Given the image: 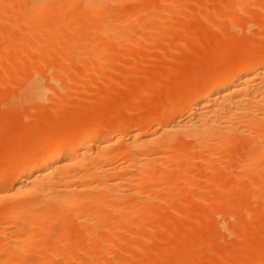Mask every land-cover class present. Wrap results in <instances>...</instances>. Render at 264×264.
Returning a JSON list of instances; mask_svg holds the SVG:
<instances>
[{"label":"bare ground","instance_id":"1","mask_svg":"<svg viewBox=\"0 0 264 264\" xmlns=\"http://www.w3.org/2000/svg\"><path fill=\"white\" fill-rule=\"evenodd\" d=\"M230 1L235 2V0H230ZM0 2L3 4L2 10H0V24L8 26L9 28L12 29V31L17 30L19 31V33H21V36L19 38L15 39L14 37V39H12L13 46L16 47L21 53V55L19 54V56L23 57L24 54L28 55V53L31 52H33L31 56L34 55V52L39 56V54L41 53L40 58L38 57L37 59L35 55V60L34 61L31 60L32 62L29 60L31 59V57H28L27 63L26 62L25 63L28 64V61H30L31 63L29 62L28 65H24V66H23L24 61H21L22 58L20 57V59L17 60V62L22 63L21 65L23 66L21 67L22 69L18 68L20 71L17 69V67H15L17 64L19 66V63L15 65L13 63L15 61L12 58L11 64H13V66L11 64L10 65L12 67L11 72L13 74L6 73L7 75L5 79L10 78V74L13 76L15 73L13 71L16 70L17 73H15V75L17 74L16 76L19 75V77H22V79H19L18 77V79L21 80L20 81L21 84L20 86L18 85L17 88L18 90L16 89L17 90L16 93L14 94L12 93L14 91H11V94H13V96L11 97L8 96L10 91L4 89L5 90L4 92V90H2V88H4V86L7 84V82H5L2 79V76H0L2 79L1 82L2 81L5 82L4 85L0 83V85H2V87L0 86V90L3 91V93L2 91H0L1 93L0 100L4 97L3 96L4 93L7 99L6 100L4 97L3 100H5L6 102L0 101V104L4 103L5 107L7 105L6 108L8 107L12 109L14 108L12 114L17 112L16 116L12 114L11 116L8 115L9 118H11L9 120V118H6L7 116L6 114L7 112L8 114H10L11 109L8 108L9 111L8 109L7 111H5L6 109L5 110L3 109L2 110L3 113L6 112V114L4 113L5 114L4 115L3 113H0V122H1L0 128H2L1 130L4 131L3 132L4 135L7 134L6 136L9 135L8 133L5 132L7 126H9V128L7 129L9 132L14 131L13 133H15V129L16 130L18 129L17 133L19 130H22L21 132L24 133L25 130L24 135H26V137L22 136L23 138L25 137L23 139L21 137L22 133L21 132H20L21 134L18 133L20 135L19 136L20 138H16V139L17 140L21 139V140L20 141L18 140L17 144L15 145L12 143H16V142H13L12 140H15L14 135L16 133L11 134L12 136L10 135L8 136V138L6 137V139L4 138V136L3 138L1 137L2 131L0 134V138H2L3 141L10 140V138L14 137L11 140V143L10 141L9 142L2 141V143L7 144L6 145L7 149L8 147L11 148L12 146H13L12 148L14 149L18 148V151L14 150L15 152L12 150L13 153L11 150H10L11 153L9 151V154L5 152L6 156L8 154V156L5 159L3 153L5 147L4 145H0L4 149L3 151H1L0 149L1 151L0 159L2 158L0 162H2L3 159H5V161L3 160V162L1 163L3 166H1L0 164L1 166L0 169L3 167L1 170L5 168L3 170V173H0V262L2 263L5 262L9 264H20L24 258L27 259V256L25 257V255L28 254V251L29 253L30 251L31 252L38 251L40 253L42 251L43 253L41 255L37 254L39 255V257L42 256L40 257L41 263L38 264H43V263L45 264L46 259L48 260L49 256L58 253L57 251L62 245L67 247V252H68L69 250L73 249L71 246L73 245L74 247L75 246L74 244H76V242L79 240L82 239L84 240V241L82 240L83 242L82 241L78 242V243L81 242L80 245L81 244L84 245L86 242L92 243L93 240L90 241V239L94 237L97 234V231L100 229L102 230L107 229L111 231L112 229L115 230L117 228H120L117 230H121L122 227L125 226L126 228L128 227L127 225L131 223L130 219L132 220L134 219L131 217L133 216L135 217L136 214H137L136 216H138V214L140 213H141L140 216L142 215V213H146V214L149 213L148 215L152 214L153 212L150 211H153L152 208L153 207L155 208L157 206L155 202L159 200L161 195H163L164 190H166V188L168 187L169 183L172 180L177 179L178 181L179 180L182 181L186 177H190L189 176L190 168L188 167L189 168L188 169L186 164V160H188V156L186 157L185 154L184 156L182 152L178 150L187 151L188 149H192L195 152H197V154H195L196 157L194 156V159L199 160L201 163H204L205 166L204 168L207 171L209 170L206 168L207 166H213L212 169L213 172L212 170H210L211 174L208 175L210 176V179L218 180L219 184L218 185L210 184L207 188V190L214 192V193L210 192L209 199L206 200L207 202H209L208 207L210 208V209L207 208V210H212L211 208L214 205L212 211L217 212L218 211L217 207H219L220 205L216 206L215 204H220L222 201H224L225 198L228 199V197L230 196L233 197L235 201L236 197H234V194L236 192H239V188L240 189L242 188V191H246L244 194H247L248 191V195L246 196L243 195L242 193L241 196L240 195L241 190H240L239 192L240 194H237V196L240 195L239 198H237L238 200L236 199L237 204L243 203L245 201H246L245 204H248V202H250V199H248L247 197L251 195L249 194V191L256 190L255 192L256 194L255 197H257L256 199L253 198L254 197L253 195H255L254 192H251L253 194L251 196L253 198V201H251L250 203L253 202L254 204V202H256L255 200H258L257 207L256 204H254L255 206L252 204L253 205L251 206L253 207L252 211L254 212L262 211L261 209L264 208L261 207L263 206L262 204H264V197H263L264 196V42H263L264 39L262 37L264 36H262L261 39L260 38L261 35L259 34H264L262 33L263 31H260L263 30L264 28L259 29L260 32H258V36L261 40L256 39L259 42L256 41V43H254L255 42L253 41L254 39H252L253 42L252 41L250 42L249 40L251 39H248L250 43L243 40L244 42H246L245 44L244 42H238L239 38L236 37L237 39L236 40L234 33L226 30L227 31L226 35L228 36L231 33L230 35L231 37L225 36L224 40H226L227 38L226 40L227 44L228 42H230L229 44H233V43L236 44L237 42L240 43V45L237 43L238 45L236 46H239L238 47L239 49L236 50H238L237 54L239 52L238 57L241 56V58L237 57L235 63L234 60H232L233 62L231 63L233 64L228 63L230 66L227 64L228 65L227 68L224 69L220 68V70L219 68L215 67L216 62L213 63V65L211 64L212 67L207 72H205L203 75L199 74L198 76H196L197 79L195 80L196 81L195 85H192L193 86L192 89H189V91L187 92L184 91L185 93L182 91L181 92L179 91L180 93L179 92L176 93L177 95H175V99H177L178 101L179 98L180 100L178 101L177 105L175 104L176 100H174L173 105L177 107L174 108L170 106L171 109L166 108L163 114L156 112V114H154L151 118L146 119L145 122H143L144 124L142 123V126L140 125V127H137L138 121L136 122L135 121L136 119L132 120V117L130 119V115H132L133 113L129 114L128 115L129 119H127V121L132 120L133 122H135L134 124L137 125L136 126L132 125L131 126L132 129L130 127V130L126 129L129 131L125 134H122L125 129L123 127L124 123L119 124L118 122V124L114 125L115 127L113 129L111 128V130L110 129L107 130V127H105L106 129H104L103 127L104 123H102V121L104 120L101 121L102 118L100 119V117L98 118L96 115H94L97 118L95 117L96 118L95 119L92 116L93 117L92 119L91 117V121L93 122L92 129L91 130L83 129L77 131L79 133L78 137L74 139L72 138L73 128L77 130L78 129L76 128L77 125H75L74 123L73 126H69L68 123L67 126H63V125L59 126L61 127L60 129H62V127L63 128L66 127L64 128V130H60V132L62 131L63 132L59 134L60 132H57V130L59 129H55L58 128L57 126L59 124H56L55 120L57 121V118L53 113H56L57 112L56 110L61 108V112L64 113V115H66L65 118L68 117L67 119H71L72 117L75 118V116H79V113L85 111L84 110L85 108L87 110L88 109L87 106L81 107L82 109L79 110L82 111L79 112L78 110L77 112L79 113L74 115L72 114L75 113L76 111L71 112L68 111V109L66 108L65 111L64 110L65 105L63 107L64 112L62 111V107H59L58 105L57 107L53 106L56 108V110H54L56 112L52 111V114L51 112L45 113L49 116L44 117V112L46 111L43 112L44 110L43 107L46 106L43 104H45V101L48 99L47 98L48 90L50 88H55L58 82H60V80L64 78V75L66 79L67 78L70 79V76L67 73L70 74L71 71L69 70L70 69L69 67H71L72 65L68 67L69 69L66 66L67 64L70 65L69 59H71L69 58L70 57L69 56L68 57L69 62L66 64L67 61H64L67 58L65 54L66 55L68 54L66 53V51L67 52L69 51V53L70 52L74 53L75 51L79 53L82 50L87 51V48L89 49L93 45L91 44V40L94 39L96 40V42L94 41L93 49L103 48L104 51L107 50V52L105 51L106 53L105 56L107 59L109 58L111 60L113 59L116 60V58H113L115 54L114 53L115 46L121 44L122 45L121 47L125 49L126 46H128L129 48V45H134V46L138 45L137 42L138 39L140 38L139 36L140 34L136 35L137 37L136 39L130 40L127 37V33L132 32L129 31V27L135 23H139V26H143L140 27L142 28V30L143 28L144 30L146 29L147 31L148 29H152V27L149 28V26L146 24L148 21L150 22L148 16L151 15L150 14L151 6L155 3L159 4L156 6H160L163 3L164 4L167 3L166 6L169 7L170 10L173 7L174 1L173 0H0ZM129 2L136 3V5L131 8H128V10L124 12L125 11L124 9L126 7L125 5H127L126 3ZM234 2L233 3L231 2V4L232 5L234 4L235 6V7L233 6L234 10L239 11L240 9L243 10L246 7V6L244 7V4L246 5L247 4L246 2H248V0H236V3ZM128 5L131 6L130 4ZM123 6L125 7L122 9ZM118 9H122V11L119 10L121 11L119 13ZM213 9L214 8H212V10ZM153 10H155V7ZM158 11H157L158 12L157 16L154 18L158 20L160 18L159 21H162L161 16L163 15L162 18L164 19L165 11L163 10L162 12L161 10ZM213 11H215L214 13H216L215 9ZM213 11L209 13L207 12L208 16H213L214 15L212 14ZM171 12L167 11L166 14H169ZM161 13L164 14L161 15ZM157 27L159 28V26H156L155 28H153L154 29L153 31L151 30L150 31L153 32L154 34V31ZM6 28L7 27H5L4 29ZM44 32L45 33L48 32L47 39H43L45 34ZM12 33L13 32H11V34ZM158 33H161V31L159 32L157 31L155 35H159ZM232 34L234 36H232ZM12 35L14 36V34ZM80 36L82 37L85 36L88 37L89 39L91 38L90 43H88L89 41L88 38H86L87 41L79 40L81 39ZM40 37L42 39L39 41ZM11 38H9V36L7 37V39H11ZM4 39L2 38L0 40L1 44ZM43 40H45L46 43L43 42ZM105 40H110V41L105 42ZM232 40L233 42H231ZM7 41H5L7 45L4 44V46H8L9 44L11 45V41L9 44L7 43ZM225 42L221 45L222 47L226 44ZM104 43H107V45L106 44L104 45ZM185 43H183L182 47L185 45ZM241 45L243 46L245 45L244 48ZM219 47L220 46L218 45L216 50ZM3 49L5 52H7L5 48H2V50ZM93 49L90 48L89 50L93 51ZM221 49L222 48L220 47L219 49L220 53L225 50V49L222 50ZM18 50L15 51L17 52ZM4 51L2 52V54L5 53ZM11 51L13 50L11 49ZM57 51L60 52L61 54H59ZM61 51H63L65 54L62 53ZM127 51L128 50H125V52ZM212 51L213 50H211L210 54L213 53ZM54 52L55 53L57 52L58 56ZM224 52H222L221 54H223ZM50 53H54L59 60L62 58L63 56L62 54H64V57L62 58L63 60L61 59L62 60V61L60 60L61 62L59 60L58 61L56 60L53 61L52 63L50 62L52 61L51 59L48 60L50 63L47 64L48 61L44 63L43 61L45 60L43 61L41 60L43 59L41 58L43 57L41 55L46 56V55H50ZM92 53L94 54V51ZM92 53H89V55H91ZM110 53H114L111 54L112 55L111 58L109 55ZM120 53L118 54L123 55L122 54L123 52ZM4 55L7 56L6 54ZM94 55H97V52ZM119 55L117 56L116 53L115 57H119ZM76 56L77 58H79L78 55ZM102 56L100 55V57ZM3 58L5 59V57ZM32 58L34 59V56ZM106 58H103L100 61L106 63L107 61ZM90 59L92 60V58ZM80 60H81V56H80ZM86 60L88 61V58H86ZM73 61H74V57H73ZM90 62L93 63L94 61H90ZM114 62L115 61L111 63ZM82 64L83 61H81V65L80 64L79 65L82 66ZM84 64L87 65L88 63L84 62ZM114 65H116V63ZM87 66H92V65L89 63ZM94 67L96 66L94 65ZM42 68L47 69L45 75H42L38 72V69L40 71L42 70ZM53 70L55 71L54 74H49V73H53ZM75 72L76 71L74 70L70 75H72L73 73L77 74ZM89 72L90 71H88L87 73ZM74 74L72 76H74ZM89 75H91V73ZM85 76L86 78L90 77V76L87 77V75ZM92 77L93 75L90 78ZM66 79L65 81H68ZM152 79L153 78H151L149 82L145 81L147 82V84L145 85H150L152 81L155 80ZM62 80L60 83L64 82ZM158 81L156 80L154 82L159 83ZM60 83L58 85H60ZM65 83L64 85H66ZM152 86L150 87L146 86L144 88L150 89ZM60 88L62 89V87ZM143 90L145 91V89ZM66 91H68V89ZM152 91L148 92L151 94V95L149 94L151 98H152V94L156 93ZM164 91L165 92H161V94L167 92V90ZM175 91L177 90L175 89ZM63 94L64 93H62L61 95ZM179 94L181 95V97ZM56 102L57 101L54 102L55 105L60 103V101L58 103ZM121 103L124 104L126 102H121V101L120 103L118 102L119 105H121ZM61 104H63L62 101ZM118 104L116 103L115 106L119 109ZM41 105H43L42 108H40ZM0 107L5 108L4 105L3 106L0 105ZM19 107L20 108L23 107L25 109L23 110L22 108L20 109ZM33 107L40 108V109L37 108L38 118H36L37 116L33 117L34 114H32L33 115L32 117L35 120L36 119H38V121L40 119L46 120L43 121L45 124L48 123V125L51 124L53 125L54 123H52V120L55 119L53 122H55L56 124L55 126L51 125L52 131L50 132L49 131L50 128L46 127L44 123L43 124L44 127H46V129L43 128V126H41L42 120H40L41 122L39 121L41 125L38 124L39 122L35 121L32 117L31 118L34 120V122L31 121V125H28L30 121L28 123L25 122L24 124L26 126L27 125L31 126V131L33 130L32 129L33 126L37 127L34 128L35 135L33 134L35 136L34 139L38 138L37 140H33L34 136L30 137L27 134L30 131L29 129L30 127L28 128L26 127V129L23 128L24 124L22 123L24 121L23 122L21 121L22 123L17 122V120H19L18 116L22 115L23 111L26 112L27 109H28L27 111H29L31 108L33 109ZM50 107L49 110L51 109ZM16 109L17 110L20 109V111L21 110L23 111L21 112L19 111L20 112L19 115V112ZM32 109L31 111L33 112L35 111L34 113L37 112L36 109L35 110ZM45 109L48 108L45 107ZM89 109L91 110V108ZM89 109L86 111V114L82 113L84 117L85 115L88 116L87 113L90 112ZM41 111L42 113H40L41 115L40 116L39 112ZM70 113L72 115L71 118L69 117ZM1 114H3L6 120L7 119L9 120L10 124L15 122L14 118H17L16 123L10 125L5 121V118L1 116ZM57 114L59 113L57 112ZM91 114H93L92 111ZM132 116H134V114ZM47 117H49L51 120H49ZM1 118L4 120H1ZM59 119L62 120L63 117H60ZM11 120L14 122H12ZM2 121H5L6 124H4ZM64 121L65 122L63 123L67 124L68 120L66 121L65 119ZM71 122L73 121L71 120L70 123ZM17 123H20L19 124L20 127L21 125H23L22 129H20ZM2 124L5 125V126L3 125L4 128L6 127L5 129L2 127ZM154 124H157L156 130L149 131L146 129V127L147 128L151 127ZM14 125L18 126L19 128L15 127L14 129L13 127ZM10 126L12 127L13 130L11 129ZM41 128L43 129V131H46L45 132L46 134L41 130ZM143 128H145V130L147 131L142 130ZM40 130L41 132H43L42 135ZM47 131H49L50 133ZM121 131H122L121 135H118ZM36 132L40 133L39 137L36 135L37 134ZM16 137H18V135ZM27 137L32 139L28 140ZM22 140L23 141L25 140V142L26 141L27 142L21 143ZM30 141L33 142V144L27 146L29 143H31ZM18 142H20V144L23 146H20ZM10 144L12 145L10 146ZM228 144H241V145L243 144L242 145V147H244V149H242L243 158L241 161L243 163L238 167V169L240 173L242 172L241 174H243L244 172H245L244 174H247L246 172L250 170L249 172H252L250 174L254 175V176L250 175L251 180L249 179L250 183L247 181L249 183L248 185L246 183L247 188L246 185H243L245 186L246 190L245 189L243 190L242 185H239V187L238 185L237 187L234 186L237 182L241 181L242 178L237 179L238 175L240 174H236L235 176V174L230 172L227 173L226 171L225 174L224 175L221 174L220 177L219 174L217 173V170L219 171L218 167H223L224 165L221 162L222 157L220 158L221 154L224 155L223 154L224 151H222V148H224L225 145ZM19 147L22 148L25 147V148L19 149ZM10 157L12 158V160H9L10 161L9 163L7 159H10ZM225 160L226 159H224V161ZM247 176L245 177L244 175L245 178L244 177L243 178L248 179L249 174ZM219 179L221 180V182H219ZM157 185L159 187L155 189ZM191 187L192 186H190L189 189H191ZM233 187L238 188V191L236 189L235 193H233L232 196V192L234 191ZM181 189H184L185 191V188H181ZM180 192L183 193V191ZM243 196L248 201L247 200L244 201ZM258 196H261L262 199H260L261 197H259V199L260 201H263V203L261 202L262 204L260 206L261 207L260 209L258 208L260 205ZM228 201L229 200H227V204ZM250 203L248 204L249 206L251 205ZM184 204H183L184 207L185 206L189 207V208L186 207V210L188 209L187 211L193 210L192 206H191L192 210H189L190 205L192 203L191 204L188 203L186 205ZM245 204L243 207L238 204L235 210L237 211L238 206H240L242 210L244 209L246 210L248 206H246ZM231 205H233V210L230 209L229 207L230 205H229L228 206L229 208H226L228 209V211L226 210L227 213L230 212V210H232V212L234 211L235 208L234 206H236V204H231ZM97 207H101L102 209L99 211V209L98 210L96 209ZM214 207L216 210L214 209ZM251 207H248L247 210H249ZM241 209L239 208L238 211H240ZM204 211L205 212H200V215L202 213H205L206 215L205 214L203 215H205L206 217L209 216L210 214H211L210 216L214 215L212 214L213 212L211 213V211L210 212L209 211L207 212L206 210ZM103 214L107 215L106 217H108V219L104 220V222L102 221L100 222L99 217L100 215L103 216ZM144 216L146 217L145 214ZM205 216H202L203 218L201 217L202 219L200 220H199L200 216L197 219L195 218L193 220V222H196L195 223L196 226L199 221L201 220L203 221V219L206 218ZM173 217L174 215L168 216V219L167 218L165 219V221L167 220V223L166 222L163 223L162 221L163 225L165 223L167 224V226L164 225L165 228L169 226L170 228H175V226L179 227L177 226L178 225L177 222L173 223V221H175ZM209 217H207L206 220H208L210 223L207 221L204 222H206L207 226L209 223V227H210V225H212L211 222L214 224L212 220L214 217L212 219H210L211 217L210 218ZM141 218L140 221L144 222V225H146V227L153 225V224H149V222L152 221L150 218H148L147 222L145 221V218L143 216H141ZM137 221L139 222L138 218ZM202 221L199 223H202ZM204 222L203 225L201 226L207 227L204 225ZM41 223L42 225L45 223L44 225L47 226L58 225V229L56 230L54 228L56 232H54L53 234L43 235L41 233L43 231ZM73 223L79 224V226H81L80 227V229L82 228L81 232L79 229L78 230L76 229L78 233L72 230L71 225ZM136 223L134 225L132 224L133 227H135ZM139 224L143 226V223L140 222ZM139 224L137 223V226ZM185 224L183 225L181 224V225L184 226ZM187 225L188 224H186L185 226ZM47 226L44 228H48ZM76 227H78V225ZM216 231L217 230H214V233H217L219 230L217 232ZM100 232L101 231H98L97 238ZM112 232L113 230L111 231V233ZM107 233L110 232L108 231ZM213 234H211L212 240L215 237ZM108 235L106 238H108ZM101 237L103 236L101 235ZM101 237L99 238L101 239V241L105 240L102 239ZM211 237L205 239L210 240ZM97 238H94L95 243L99 240ZM217 238L218 237L216 236V239ZM91 243H87V246L88 244ZM78 246L79 244L76 245L75 247ZM87 246L85 244L83 247L86 248ZM61 248L59 250H63V247ZM81 248L82 247H80V249ZM65 251L66 250L64 249L63 252L62 251L60 252L64 253ZM69 252L66 254L69 255ZM31 254L33 253H30V255ZM48 261H50V258ZM245 264H264V255H258L256 260L252 262H246Z\"/></svg>","mask_w":264,"mask_h":264},{"label":"rangeland","instance_id":"2","mask_svg":"<svg viewBox=\"0 0 264 264\" xmlns=\"http://www.w3.org/2000/svg\"><path fill=\"white\" fill-rule=\"evenodd\" d=\"M173 1H174V4H173L174 8L172 7L173 9L171 8L170 10H169V7L166 6L167 3H165V4L163 3L160 6H156L159 4L155 3L151 6V10H150L151 15L148 16L150 22L147 20L148 22L146 23L149 26V28L152 27V29H148L149 32L146 29L144 30V28L142 30V28H140V27H143V26H139V23L134 22L135 24H133L129 27V31L133 32V33L132 32L127 33V37L130 40L136 39L137 38L136 35L140 34L139 35L140 38L138 39V42H137L138 45L137 44H135L137 46L129 45V48H128V46H126L125 49L121 47L122 46L121 44L118 46H115V48H114L115 54L110 53L109 55L111 58L112 57L111 54H114L113 58H116V60L118 62L115 59L111 60L109 58L108 59L106 58L105 51L107 52V50L104 51L103 48H99V49L95 48L96 50L93 49L94 41L96 42V40H94V39L91 40V38L89 39L88 37H85V36H83V37L80 36L81 39H79V40H86V38H88V40H89L88 43H90V40H91V44H93V45L90 48L93 49L94 54H96V52H97V55H94L92 53L93 51L89 50L90 48L89 49L87 48V51L82 50L79 53H77L76 51L74 53L70 52L72 54H70L69 51L68 52L66 51V53H68L67 55L63 51H61L62 53L65 54V56H67V58H66L67 60L66 59L64 60V61H67L66 64L70 60V62H69L70 65L69 64L66 65L64 63L67 66V68L72 65L71 67H69L70 69L68 68L71 71L70 74L74 70L76 71L75 73H77V74L73 73L74 76H72L73 74L70 75L69 73H67L70 76V79L69 78L66 79L65 75H64V78H62L64 80L61 79L64 82L60 83L61 80H60V82H58V84L60 83L61 86L57 84L55 86V88H50L48 90V93H47L48 99L45 101V104H43L46 106L43 107L44 110L42 109L43 112L46 111V112H44V117L49 116V115L45 114L47 112H51V114H52V111L56 110L55 107H57V105L59 107H62L63 112H64L65 108L68 109V111H71V112L76 111L77 112L79 109H82L81 107H85V106H87L88 109L91 108V110L89 109L90 112L87 113L88 116L85 115V117H84V115H82V113L86 114V111L88 109L86 110V108L85 109L83 108L85 111H83L82 113H79L80 111H82V110H79V112H77V113L75 112L72 114V115H74V114L79 113V116H75V118H74V117H72V115L70 113L69 117L70 118L72 117L73 119L72 118L67 119L68 117L65 118L66 115H64V113L61 112V108L58 107L59 109L57 108L58 110H56V111L60 115L57 114L56 111H54L56 113H53L56 116L58 123L55 119L52 118L53 119L52 123H54L53 124L54 126L56 124H59L57 126L58 128L53 127L55 129H59V130H57V132H60V130H64V128H66V127H64V128L62 127V129H60L61 127H59V126H62V125L67 126L68 123H69V126H73V124L75 123V125H77L76 128H78V129L76 130L75 128H73L72 138L76 139V137H78V134H79L77 131H80L83 129L84 130H91L92 129L93 122L91 121V117L93 116L95 118L97 116L98 118L100 117V119L102 118L101 121L104 120V121H102V123H104V125H106V126L103 125V127H104V129H106L105 127H107V130L108 129L111 130V128L113 129L115 127L114 125L118 124V122H119V124L124 123V125H123V127L125 128L124 132L122 133V131H121L118 135H121V133L125 134L130 130V127L132 125L133 126L137 125V124H134L135 122H133L132 120L136 119L135 121L136 122L138 121L137 127H140V125L142 126V123L145 122L146 119L151 118L154 114H156V112L163 114L165 112L166 108L171 109V107H174V108L177 107V106L173 105V102H174V100H176L175 104L177 105L178 101L180 100L178 98L180 94L178 95V97H176V98H178V101H177V99H175V95H177L176 93H178L179 91L180 92L181 91L187 92V91H189V89H192L193 88L192 85H195V82H196L195 80L197 79L196 76H198L199 74L203 75L205 72H207L212 67L211 64L213 65V63L216 62L215 67L219 68V70H220V68L224 69V68H227L229 64H233V63H231V62H233L232 60H234V63H235V60H237V57L239 54V52L237 54L238 50H236V49H239L238 48L239 46H236L238 44L240 45V43H238V42H244V41H246V42L250 41L251 42L252 39H254L253 41H255L254 43H256V41L261 40L262 38L264 39V37H262V36H264V34H259V35H261L260 38L262 37L261 39L258 36V32L263 31L262 33H264V29H263L264 24H261V23H264V0H248V2H246L247 4L246 5L244 4V7L245 6L246 7L244 9L242 8L243 10L240 9L241 11L240 10L235 11L234 10V7H235L234 4L233 5L231 4V2L233 3L234 1H230V0H173ZM131 2L126 3L127 4V5H125L126 7L125 6L122 7V9L125 7L124 12H126V10H128V8H131V7L136 5V3H131ZM234 3H236V0ZM128 4H130L131 6H129ZM198 5H200V6H198ZM2 7H3V4L0 2V10H2ZM154 7H155L156 11L153 10ZM161 7H162V9H161ZM118 8H120V7H118ZM212 8H214L216 10V13H214L215 11H213L214 9L212 10ZM122 9H118V11L119 10L122 11ZM158 10H161V12H162V10L165 11L164 12L165 14L167 11H169V12L172 11V12L169 14H166V16L164 13H161V15L164 14V19L162 18L163 17V15H162L161 16L162 21H159L160 18H159V20L154 18L157 16V14L159 12ZM121 11H119V13ZM152 11H154V12H152ZM211 11H213L212 14H214L215 16L214 15L208 16L207 12L209 13ZM210 15H211V13H210ZM148 17H146V18H148ZM151 19H152V22H151ZM72 24H73V22H72ZM144 24H145V21H144ZM257 24H259V25H257ZM260 25H262V26H260ZM156 26H159L160 29L157 27L154 31V34H153V32H151V31H153L154 30L153 28H155ZM0 27H1L0 28V34H1L0 40L2 38L3 39L5 38L4 39L5 41H7V40L11 41V45L9 44L10 41H7V43L10 45V46L8 45L9 47L4 46V44L7 45L4 40L2 41V44L0 42V44H1V46H0V50H1V52H0V76H2V79L5 82H7V84L4 86V88H2V90L5 89V90L10 91L8 96L11 97V96H13V94H11V91H14V92H12L14 94L16 93V91L18 90L17 89L18 85L20 86V84H21L20 83L21 80H19V79H22V77H19V75L18 76H16L17 74L15 75V73H17V70L13 71V72H15L14 73L15 76L11 75V74H13L11 72L12 71L11 65L13 66V64H11L12 58L15 61L13 63L16 65L17 63H19V62H17V60H19L21 57V56H19V54L21 55L20 51L16 47L13 46L12 39H14V37H15V39L19 38L21 36V33H19V31H17V30L12 31V29L6 25L0 24ZM5 27H7V28L4 29ZM260 28H262L263 30L259 31ZM157 29H159V30H157ZM156 30L158 32L161 31V33L162 32L163 33L162 34L158 33L159 35H155V33H157ZM226 30L229 32H233L235 35V39H236V37L239 38V40L237 42L238 44L237 43L236 44L235 43L229 44L230 42H228V44H227V41H226L227 38H226V40H224L225 36H227ZM15 31H16V33H15ZM11 32H13L12 34H14V36L11 34ZM230 35H231V33H230ZM230 35H228V36H230ZM234 35L232 34V36H234ZM8 36H9V38H11V37L12 38L7 39ZM47 36H48V32H46L44 34L43 39H47L48 38ZM41 39L42 38L40 37L39 41ZM177 39H178V41H177ZM230 39H232V38H230ZM248 39H251V40L248 41ZM256 39H258V40H256ZM106 41L109 42L110 40H105V42ZM3 42H5V43H3ZM43 42L46 43L45 40H43ZM122 42H123V40H122ZM182 42L183 43L186 42L183 47H182V45H183ZM224 42L226 43L224 46H227V47L221 46ZM231 42H233V40ZM246 42H244V44ZM14 43H15V40H14ZM50 44H51V42H50ZM91 44H88V45H91ZM105 44L107 45V43H104V45ZM47 45H48V43H47ZM218 45L222 49H225V50L228 49V50L227 51L224 50L225 52L222 51L224 53L221 54L222 52L220 53V51H219L220 47L216 50ZM241 46H243V45H241ZM244 46H243V48H244ZM2 48H5V50L7 52H5L4 49L2 50ZM243 48H242V50H243ZM11 49L14 51V53H13V51H11ZM15 50H18V51L16 52ZM125 50H128L127 51L128 53L125 52ZM211 50H213L212 54H210ZM3 51L5 53L2 54ZM58 51H60V50H58ZM89 51H91V52H89ZM57 52L56 53L54 52V53L57 54ZM120 52H123L122 53L123 55H119L118 53H120ZM7 53H9V54H7ZM32 53L33 52L28 53V55L26 54L27 57L25 54L23 55V57H21L22 59L25 58L23 60L21 59V61H24L23 66L28 65L31 60L34 61L35 55H36L37 59H38V57L40 58L41 53L38 56L34 52V55L31 56ZM54 53H50V55H46L47 59H46L45 55H41V56H43V57H41V58H43L41 60L42 61L45 60V61H43L44 63H46L48 60H51V59H52V61H50V62H52V63H53V61H56V60L58 61L59 59H58V57L55 56ZM58 53L61 54L60 52H58ZM85 53H86V55H85ZM89 53H92V54L89 55ZM116 53H117V56L119 55L120 58L115 57ZM240 53H241V50H240ZM4 54H6L7 56H5ZM64 54H62L63 56L62 55H60V56H62V58H63ZM71 55L74 57V61H73V57ZM76 55H78L79 58H77ZM100 55L101 56L103 55V56L100 57ZM15 56H16V58H15ZM33 56H34V59L32 58ZM44 56H45V59H44ZM57 56H58V54H57ZM80 56H81V60H80ZM85 56H88V57H85ZM3 57H5V59ZM28 57H31V59H29L30 61H28V64H26ZM50 57H53V58H50ZM68 57L71 58L72 60L69 59ZM239 57L241 58V56H239ZM55 58H57V59H55ZM86 58H88L89 62L86 60ZM90 58H92V60ZM93 58H95V59H93ZM103 58H106V60L109 62L106 61V63H105L103 61H100ZM81 61H83L82 66H80ZM90 61H94L96 63L93 62L94 63L93 64ZM113 61H115V62L111 63ZM50 62L48 61L47 64ZM84 62H86L88 64L90 63L92 66H87L88 64L86 65V64H84ZM115 63H116V65H114ZM21 64L22 63H19L20 67L18 66V64L15 67H17V69L18 68L22 69L21 67H23V66ZM64 64H62V65H64ZM76 65H78V66H76ZM94 65L96 67H94ZM76 67H77V69H76ZM72 68H75V69H72ZM223 69H221V70H223ZM79 70L81 73L79 72ZM46 71H47L46 68H44V69L42 68V70H40V71L38 69V72L42 75H45ZM88 71H90V72L87 73ZM51 72H52V70H51ZM54 72L55 71L53 70V73H49V74H54ZM6 73H11L10 78L5 79V77L7 75ZM90 73H91V75H89ZM85 75H87V77H89V76L91 77L93 75V77L92 78H90V77L86 78ZM71 76L74 78H72ZM18 77H19V79H18ZM151 78H153L152 80L155 79L154 81L159 80L158 81L159 83L152 81L153 86H152V83L150 85H145V84H147V82H149V80H151ZM2 79L0 77V83L2 85H4L5 82H3V81L1 82ZM65 79L68 81H65ZM89 79H90V81H89ZM145 81H147V82H145ZM64 83L67 86L64 85ZM2 85H0V86L2 87ZM59 86L62 87V89ZM146 86L147 87L152 86L151 87L152 89L151 88L150 89L144 88ZM64 88H66V89H64ZM142 88L145 89V91ZM63 89L65 91L68 89V91L65 92ZM175 89L177 91H175ZM2 90H0V91H2ZM5 90H4V92H5ZM164 90H167V92H169V93L166 92L167 96H166V93L161 94V92H165ZM150 91L156 92V93H154L155 95L152 94V98L150 96L151 94L148 93ZM159 91H160V93H159ZM2 93H3V91H2ZM6 93H8V92H6ZM62 93H64V94L61 95ZM3 96L6 99L5 93ZM54 96H56V97H54ZM180 97H181V95H180ZM3 98L0 101H5V100H3ZM52 99H53V101H52ZM55 101H57L56 103H58L60 101V103H59L60 105L59 104L55 105V103H54ZM61 101L63 102V104H61ZM117 101L119 103H120V101L126 102V103H124L125 105L122 103H121V105H119ZM116 103L119 105V109L115 106ZM0 105H2V106L4 105V107H5L4 103H1ZM43 105H41L40 108H42ZM64 105H65V107H64ZM47 106H49V107L52 106V107H50L51 109L49 110V107H47ZM53 106H55V107H53ZM6 107H7V105H6ZM6 107L5 108L0 107V108H2V109H0L1 110L0 113H3V111H2L3 109L4 110L6 109L5 111H7V109L9 107L8 108H6ZM45 107L48 109H45ZM63 107H64V110H63ZM21 108L23 110L25 109L23 107H21ZM37 108L40 109L39 107H36V108L33 107V109L32 108L31 109L37 110ZM52 108H54V109H52ZM9 109H11V111H10L11 113L9 112L10 114H8V112H7V114H6V112H4L7 116L8 115L11 116L14 108L13 109L9 108ZM9 109H8V111H9ZM20 109L19 110L16 109V110L19 112ZM31 109L29 111H27L28 110L27 109L26 112L21 110V111H23V113H22V115H20L21 111L19 112V115H20V116H18L19 120H17V118H14V116H13V118L15 119V122L12 121L14 119H12L11 121L14 123H16V120H17V122H20V123H22L24 121L22 124H24L25 122L28 123L30 121L28 123V125H31V121L34 122V120H35L33 117H36L38 114V110L36 113H34L35 111L34 112L31 111ZM91 111L93 114H91ZM14 112H16V111H14ZM40 113H42V111L39 112V115H40ZM132 113L134 114V116H132L133 115ZM3 114H1V116H3ZM32 114H34V116ZM66 114H67V112H66ZM129 114H132V115H130V119L132 117V120L127 121V119H129L128 118ZM12 115L16 116L17 112L12 114ZM94 115H96V116H94ZM7 116H6V118H9V116L8 117ZM42 116H43V114H42ZM80 116H82L83 119ZM60 117H63V119L62 120L59 119ZM93 117H92V119H93ZM2 118H1V120H4ZM6 118H5V121L7 123H9V120L11 118H9V120L8 119L6 120ZM36 118H38V116ZM47 118L49 120H51L50 119L51 116H50V118L49 117H47ZM64 118L66 119V121L72 120L73 122L70 123V121L69 122L67 121V124H65V123H63V122H65ZM40 120H42V119H40ZM54 120H55L56 124H55V122H53ZM5 121H2V122L4 124H6ZM35 121H38V119H36ZM43 121H46V120H42V125L40 124L41 121L39 123L38 122L37 123L40 124L41 126H43V128H45V129H46V127L50 128L49 131L51 132L52 131L51 127L53 125L52 124H51L52 126L48 125V123L45 124ZM47 122H49V121H47ZM60 122H61V124H60ZM14 123H12V124L9 123V124L13 125ZM20 123H17V125L19 126ZM43 123L46 125V127H44ZM4 124H2V127ZM28 125L26 126L24 124V127H23V125H21V127L20 126L19 127H20V129H22V127L25 129H26V127L27 128L30 127L29 129L31 131V126H28ZM18 126L14 125L13 127L15 129V127H18ZM156 127H157V124H154L151 127H148V128L146 127V129L149 131L150 130L153 131V130H156ZM8 128H9V126H7L6 131H5L6 133L9 134L8 136L16 133L15 135L16 136L18 135V137H16L14 135L15 140H12L14 138V137H12V138H10V140H4L3 141L2 140L3 136L5 139H6V137L8 138V136H6L7 135L6 133H5L6 135H4L3 134L4 131L1 130L2 128H0V134H1V131L3 134V135L1 134L2 138H0V141H1L0 145H4V147H5L4 149L6 151L1 146H0V149H1V151L4 150L3 153H4L5 159L8 156L10 150L11 151L12 150L18 151V148L14 149V148H12L13 147L12 146L11 147L12 149L10 147H8V149L10 148L8 150L6 147L7 144L2 143V141L3 142H5V141L9 142L10 141V143H11V140H12L13 142H16V143H12V144L16 145L17 141L19 140V139L17 140L16 138H20L19 137L20 135L18 133H20L22 131V130H19L17 133L18 129L17 130L15 129V133H13L14 131L9 132L7 130ZM34 128H37V127L33 126V128H32L33 130L31 132L29 131V129H28L29 132L28 133L26 132L30 137H33L35 135L34 134L35 133ZM11 129H12V127H11ZM126 129H129V130H126ZM131 129H132V127H131ZM41 130L43 131L42 128H41ZM41 130H40V132H41ZM142 130L147 131V130H145V128H143ZM49 131H47V132H49ZM43 132L45 133L46 131H43ZM43 132H41V135L43 134ZM62 132H60L59 134H61ZM74 132H75V134H74ZM106 132H109V131H106ZM21 133H20L21 137L22 136L26 137V135H24L25 130H24V133L23 132H21ZM39 134L40 133L38 132L36 135L39 137ZM34 138H35V136L33 137V140L38 139V138L37 139H34ZM27 139L29 140L30 138L27 137ZM25 140L24 141L22 140L21 143H24ZM34 142H37V141H34ZM12 144H10V146ZM18 144L20 146H23L20 144V142H18ZM30 144L32 145L33 142L29 143L28 145L27 144H25V145L29 146ZM242 145L241 144L225 145V147L222 148V151H224L225 153L223 152L224 155L221 154V156H220V158L222 157L221 162L224 165L221 164V165H223V167H218L219 171L217 170V173L219 174L220 177H221V174L224 175L226 171H227V173L230 172V173L235 174V176H236V174H240V175H238L237 179H239V178H242V179H241V181L239 180L240 182H237L234 185L236 187H237V185H238V187H239V185H242V186L246 185V183L248 185L250 183V180H251L250 175L254 176L253 174H250L252 172H249L250 171L249 170L248 171L249 173L248 172H246L247 174H244L245 172L243 173L245 175V177L249 174V178L244 179L245 178L244 175L241 174L242 172L240 173V171L238 169V167L243 163V162H241L242 158H243L242 149H244V147H242ZM14 147H16V146H14ZM20 148H22V147H19V149ZM23 148H25V147H23ZM1 151H0V155H1ZM11 151H10V153H11ZM13 151H12V153H13ZM178 151L182 152L183 155L185 154L186 157L188 156V160H186V164H187V168L188 167L190 168V170H189L190 173L188 172L190 177H186L182 181H180V180L178 181L177 179L172 180L169 183L166 190H164L163 195H161L159 200H157L155 202L157 206L155 208L153 207L154 209L152 208L153 211H150L153 213L150 215H148L149 213L148 214L142 213L141 216H143L145 218V221L147 222L148 218H150L153 221V223H152V221H150L149 224H153V225L146 227V225H144V222L140 221L142 219L140 216L141 213L138 214V216L141 219L138 216H136L137 214L136 215L134 214L136 219L133 215H131V216H133L131 218H134V219L133 220L130 219L131 223L127 225L130 230L128 229V227L126 228V226L122 227L121 230H117L120 228H117L115 230L112 229L113 230L112 233H111L112 230L110 231V230L106 229L107 230L106 231L105 229H103V230L100 229L98 231H101L100 234L104 238L101 237L100 234H99V236L105 240L101 241V239H99L100 238L99 236L97 238V235H98V231H97V234L94 237H92L93 239L92 238L90 239V241L93 240V242H94V243L92 242L93 244L91 242H86V243L84 242L86 244V246H87V243H91V244H88V246L86 248H84L83 246L85 244L84 245L81 244L82 245L81 246L80 245L81 242L78 243L79 241H82L83 239L79 240L76 242V244H74L75 246L79 244V246L78 247L74 246L76 248L75 249L72 245L71 247L73 249L71 248L72 250H69L70 252L68 251L69 255L66 254V253H68L67 247L62 245L61 247H63V250H59L61 248L60 247L57 251L58 253H55V255H52L53 258H52V256H49L50 261H48L49 258H48V260L46 259L45 264L47 262L49 263L51 261L52 262L49 264H245L246 262H252V261L256 260L258 255H264V208H263L264 204H262L263 201H260V199H262V197L258 196V199H259V197H261L259 199L260 205L258 204L259 205L258 208L260 209L262 207L263 209H261V210L263 212L262 211H260V212L252 211L253 207H251V206L256 204V207H257V203H258L257 202L258 200H255L256 202H254V204H253V202L250 203L251 201H253V198H255V199L257 198V197H255L256 196V194H255L256 190L255 189H254L255 191H249V194H251V195L249 197H247L248 199H250V202H248V204L249 203L251 204L250 206L248 204H245L246 203L245 200H247V199L244 198V196H243V198H244L245 202L238 203L242 207L244 206V204L248 207H251L250 208L251 210L250 209H249L250 211L247 210L248 207L246 210L245 209L242 210L241 207L238 206V209L240 208L242 211L241 210L238 211V209L236 211L235 209L238 205L236 202L238 200L237 198H239L240 195L242 196V193H243V195L247 196L248 191H247V194H244L246 191H242V188L241 189L239 188V192L241 190V192H240L241 194L239 192L235 193V190L237 189V191H238V188L233 187L234 191L232 189V191H233L232 196H233V193H235L234 194V197H236L235 201H234L233 197L230 196V197H228V199L225 198L224 201H222L220 204H215L216 206L220 205L219 207H217L218 208L217 212L212 211L214 205L211 208L212 210H207V208L208 209H210V208L208 207L209 202H207L206 200L209 199L210 192H212L210 190H207V188L210 184H212V185H216V184L218 185L219 184L218 180L210 179V176H209L211 174L210 170L213 169V166H207L206 168L209 169L207 171L204 168L205 167L204 163H201L199 160L194 159V156L196 157L195 154H197V152H195L192 149H188L187 151H185V150H178ZM5 152L8 153L7 156H6ZM1 159H0V161H1ZM5 159H3V160L5 161ZM224 159H226V160L224 161ZM3 160H2V162H3ZM7 160L8 161L12 160V158L10 157V159H7ZM2 162H0V164ZM6 163H5V165H6ZM9 163H10V161H9ZM5 165H4V167H5ZM1 166H3V165L1 164ZM1 169H0V173H3V170L5 168L3 170H1ZM203 172H204V174H203ZM212 172H213V170H212ZM219 182H221L220 179H219ZM247 185H246V188H247ZM190 186H192L191 189H189ZM158 187L159 186L157 185V187L155 189H157ZM181 188H185V191L187 188L188 189L185 193L184 189H181ZM179 189H181V190H179ZM244 189H245V186H243V190ZM178 190H179V192H178ZM180 191H183V193H185V194H183ZM251 192H254L255 195H253ZM212 193H214V192H212ZM237 194H240V195L237 196ZM252 195L254 196L253 198L251 197ZM226 199L229 200L228 204L230 206L227 204ZM232 200L234 201V203ZM184 202H185V204H184ZM240 202H241V199H240ZM188 203H190V204L192 203L194 205V207L192 204L190 205L189 210L193 209L192 211H187L188 209L186 210V207H188V206H185V207L183 206V204L186 205ZM224 204H226V205H224ZM231 204H236V206H234L235 207L234 211H233L234 213L232 212L233 205H231ZM261 204L263 206H261ZM191 206H192V209H191ZM228 206L232 210L229 209L230 212L227 213L226 210L228 211V209H226V208H229ZM96 209L97 210L99 209V211H100L102 208L97 207ZM214 209H215V207H214ZM204 210H206L207 212L211 211V213L213 212L212 214H214L213 216H210L211 214L210 215L207 214L211 217L210 218L209 216H207L210 219H212L214 217L212 219L214 224L211 222L212 225H210V227H209L210 222L208 220H206L207 217L205 216L206 215L205 213H202L201 215L205 216L206 218L203 219V221L201 220L202 223H199V222H201L199 220L203 218L200 215V212H205ZM220 211H223V212H220ZM224 212H225V214H224ZM144 214L146 215V217L144 216ZM203 214H205V215H203ZM147 215L151 216V217H148ZM170 215H174L173 219L175 221H173V223L177 222V224H178L177 226H179V227H176V226H175V228H170V226L166 227V228L164 227V225L167 226V224H166L167 220L165 221V219L166 218L168 219V216H170ZM106 216L107 215H104V214H103V216L100 215V217H99L100 222L101 221L104 222V220H107L108 217H106ZM199 216H200V218L198 220L199 222L197 221L198 223L196 226V224H195L196 222H193V220L195 218L197 219ZM137 218L139 219V222L137 221ZM136 221L138 224L140 222L143 223V226H145V227H143L141 224H139L140 226L139 225L137 226ZM162 221H163V223L164 222H166V223L163 225ZM204 221L209 222L208 226L206 225V222H204ZM134 222L136 223L135 227H133V225L135 224ZM146 222H145V224H146ZM203 222H204V225L207 227L201 226V225H203ZM185 223L188 225L185 226L186 225ZM44 224L42 225V223H41L42 230H43L41 233L43 235L53 234L58 229V225L47 226ZM181 224L182 225L185 224V225L182 226ZM77 225H78V227H76ZM104 225H105V223H104ZM46 226L48 228H44ZM74 227H76V228H74ZM80 227L81 226H79V224L73 223L71 225L72 230H74L75 232H77L76 229L77 230L79 229L81 232L82 228L80 229ZM214 230H217V231L219 230L218 232L216 231L218 233V235H217V233H214ZM108 231L111 234L107 233ZM103 233H104V235L105 234L106 235L104 236ZM108 234H110V235H108ZM211 234H213L215 236L214 237L212 235L215 238V240H214V238L212 240ZM107 235H108V238H106ZM120 236H121V238H120ZM216 236L218 237L217 239H216ZM208 237H211V239L210 238H209L210 240L205 239ZM94 238H97L100 241L98 240L95 243ZM97 239H95V240H97ZM80 247H82L83 249L82 248L80 249ZM64 249L66 251L64 253H62L64 251ZM60 251H62V252H60ZM37 252L38 251H36V252L30 251V253H33L30 255V253L28 251L29 256H28V254L25 255V257L27 256V259L24 258L20 264H26V263L27 264H38V263H41L40 257H42V256L39 257V255H37V254L41 255L43 252L42 251H41V253L40 252L37 253ZM44 255H46V254H44ZM51 258H52V260H51ZM6 262H8V261H6ZM1 263L2 262H0V264ZM2 264H9V263L4 262Z\"/></svg>","mask_w":264,"mask_h":264}]
</instances>
